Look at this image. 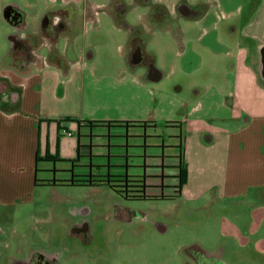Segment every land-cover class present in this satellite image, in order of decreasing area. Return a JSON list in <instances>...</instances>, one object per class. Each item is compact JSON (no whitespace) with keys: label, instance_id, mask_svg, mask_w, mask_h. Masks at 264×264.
Returning <instances> with one entry per match:
<instances>
[{"label":"crops","instance_id":"obj_1","mask_svg":"<svg viewBox=\"0 0 264 264\" xmlns=\"http://www.w3.org/2000/svg\"><path fill=\"white\" fill-rule=\"evenodd\" d=\"M248 1L136 0L152 6L149 18L161 30H166L177 15L189 21L186 41L181 35L175 38L176 47L180 46L177 56L181 70L196 73L206 69L216 76L218 60L228 61L225 80L197 85L193 100H179L174 116L161 118L169 128L179 130L175 137L177 147L182 146L187 164L186 184L180 198L190 192L193 201L212 194L213 201L223 198L253 207L248 203L251 199L264 205V0ZM38 2L33 0L31 4ZM114 2L116 12L127 11L123 0ZM70 3L84 4L85 31L89 23L95 24V28L101 24V19L89 12V7H100L89 0H46L43 8L67 9ZM5 5L0 2V84L13 94L0 99V207L32 201L37 179H47L39 178L37 169L51 172L57 168L58 163L43 162L47 157L57 156L62 161L59 164L68 167L66 161L77 158L79 144L96 147L90 137L97 135V128L79 126L77 121L148 122L156 130L159 124L148 117L152 104L163 105L168 99H176L162 93L157 97L146 79H142L143 74L137 73L135 67L142 66L143 60L133 62L131 52L139 47L140 55L146 54L141 47L142 32L129 29L124 17L117 15L116 24L130 32L118 48L130 73L135 75L101 76L99 70L86 63L94 54H86L82 49L80 59L71 61L69 58L74 57L69 55L68 45L76 35L63 38L64 50L60 48L62 39L57 41L63 63L44 57L42 63L29 64L23 70L11 66L6 47L10 26L2 17ZM83 36L86 38L85 33ZM154 69L155 78L148 73L147 82L163 80V71ZM135 111L138 112L133 116ZM76 129L77 141L73 133ZM149 129L128 134L135 140L147 137L141 142L137 140L136 145L147 146L149 149L143 151L147 155L151 147H167L163 138L154 144L152 139L161 136ZM166 150L162 156L166 157ZM90 152L100 157L94 154V148ZM147 163L146 160L144 164ZM175 164L176 161L170 165ZM235 234L238 233L234 231Z\"/></svg>","mask_w":264,"mask_h":264},{"label":"rangeland","instance_id":"obj_2","mask_svg":"<svg viewBox=\"0 0 264 264\" xmlns=\"http://www.w3.org/2000/svg\"><path fill=\"white\" fill-rule=\"evenodd\" d=\"M39 1L42 4H31L33 0H0L3 4L18 3L30 15H38L44 7L46 0ZM89 1L92 5H99L96 10L89 7V12L90 16L100 18L101 24L95 28V24L89 23L87 31L79 27L78 34L68 45L69 55L74 57L69 59H80L82 49L86 54H94V58L91 61L86 59V63L99 70L97 73L101 76L115 74L122 78L123 75H135L130 73L131 69L126 66V59L118 48L130 32L114 20L115 15L124 17L128 8L125 13L117 14L114 0ZM130 5L131 0H128L127 6ZM188 23L187 19L177 15L166 30L153 25L150 31L142 32L141 47L146 52L143 58L163 71V80L147 82L149 68L145 65L135 67L157 97L160 93L176 96L163 105L154 102L148 116L149 120L159 124L156 130L149 129V132L161 136L152 142L157 144L165 139V165L156 160L161 156V148H151L147 165L143 159L133 158L143 154L144 147H136L137 140H142L133 139L128 146L127 129L117 125L111 128V137L106 128L95 129L94 154L100 157L77 163L76 175L86 178L89 175L104 178L111 175L112 180H118L117 176L146 174L153 187L152 194H173L178 179L177 169L170 164L179 154L178 139L175 138L179 130L168 128L167 121L161 118L173 117L179 100H193L197 85L209 80L223 81L228 75V61L222 58L218 60L216 76L206 69L196 73L181 70L177 56L180 46L177 44L176 47L175 38L181 35L186 41ZM10 34L9 31L6 38L8 53L13 48L8 38ZM60 48H66L63 38ZM46 52L44 49L41 55ZM137 112H133V116ZM120 116L125 117L124 114ZM134 132H143V129L137 128L132 130ZM73 133L77 141L78 130ZM127 150L133 157L121 159L120 155L127 154ZM68 168L71 165L67 167L58 163L56 178H70L72 172L64 170ZM54 175L52 172L38 173L39 178L46 180H51ZM161 184L164 190L159 188ZM190 196L188 192L187 197L184 194L179 199L137 201L127 200L124 194H117L107 185L49 188L39 183L30 199L32 201L0 207V264L28 261L35 253L54 256L61 264H197V260L202 264L214 261L217 264H264V205L251 199L248 203L254 204L253 207H243L239 201L223 198L213 201L212 194L198 201H193ZM79 224L86 226L82 237L74 233ZM234 231L238 234L234 235ZM194 244L202 250L193 258L187 250Z\"/></svg>","mask_w":264,"mask_h":264},{"label":"flooded vegetation","instance_id":"obj_3","mask_svg":"<svg viewBox=\"0 0 264 264\" xmlns=\"http://www.w3.org/2000/svg\"><path fill=\"white\" fill-rule=\"evenodd\" d=\"M84 4L70 3L67 9H45L41 8L38 15H30L24 7L18 3L6 4L3 8L2 17L10 26L9 39L13 45L9 52V64L18 69H25L29 64H40L44 57L63 63L64 59L58 53L57 41L66 36L78 34L79 27L82 26ZM158 10H156L157 12ZM155 12V14H156ZM117 14L121 12L117 11ZM154 14V15H155ZM120 16V15H117ZM36 22V23H35ZM35 24V25H34ZM45 49L46 55H41ZM139 47L133 48L131 52L132 61L137 62L139 57L142 58V65L149 68V75L155 78V69L149 60L140 55ZM263 73H264V54H263ZM3 84V83H2ZM7 86V85H6ZM12 91L0 84V99L5 96H11ZM162 155V151H161ZM161 157V156H159ZM85 225L79 224L75 226V232L82 237L85 234ZM202 249L197 245H192L187 250V254L193 258L199 256ZM193 253L197 255L193 256ZM208 258V257H207ZM211 261V258L208 259ZM14 264H61L57 258L50 257L41 253H35L27 261H17ZM197 264L202 261L197 260ZM207 264V263H206ZM208 264H217L215 261Z\"/></svg>","mask_w":264,"mask_h":264},{"label":"trees","instance_id":"obj_4","mask_svg":"<svg viewBox=\"0 0 264 264\" xmlns=\"http://www.w3.org/2000/svg\"><path fill=\"white\" fill-rule=\"evenodd\" d=\"M69 121H72L73 119H68ZM79 126H87L88 128H98V129H104L106 128L108 132L111 130L112 127L115 126H121L127 129V142L126 144L128 145L129 140H132L133 137H130L128 134L134 129H154V126H149L148 122H142V123H135V122H93V121H77ZM153 124V123H152ZM169 128V127H168ZM111 137V134H108ZM90 138H94L91 136ZM143 137L140 140H144ZM131 143V141H130ZM129 143V145H130ZM128 145V146H129ZM142 147H144L143 151L148 150L149 148L147 146H143V143H141ZM127 146V148H129ZM95 148L94 146L90 145L88 147H84L83 145L79 144L78 146V156L77 158L73 160H68L66 163L71 165V168L66 169L65 172H72V175L70 178H65V179H58L56 178V173L58 172L57 169H53L51 172L54 173V177L51 180H38L37 179V184H41V186L44 187H49V188H54V187H74V188H93L96 186H101V185H107L109 188H111L114 192L117 194H124L125 198L127 200H137V201H146V200H172L176 198H180L182 194V189L183 186L186 184V176H187V164L185 162L182 146H178L177 149L179 150V154L177 155L176 159V164L173 166L175 169H177V175L176 178L178 179V184L173 187L174 192L173 194L170 195H165L163 192L160 194H152L151 190H153L147 179L146 174H142L140 176H132V175H126V176H117L118 180H112L111 178L113 176L108 175V177L104 178V176H94V175H89L88 178L87 176H78L75 174V167L76 164L81 162L82 158H87L89 160H94L93 154L90 152ZM111 148V146H110ZM141 148V147H139ZM152 148V147H151ZM161 148V151L166 149L167 147H157ZM127 154L121 156L120 158H127L128 160L132 157L129 154V150L126 151ZM87 155V156H86ZM162 156V155H161ZM133 158H138V159H143V162L146 163V160L150 159V156L145 154L140 155L138 157H133ZM166 157L163 155L162 157H156V160L159 161L160 164L164 166V161ZM40 163V160L38 161ZM43 162H50L52 164H57L59 162H62L57 156L55 157H47ZM146 168V165H145ZM40 171L37 169V174ZM162 185V184H161ZM161 189H165L164 185L159 187Z\"/></svg>","mask_w":264,"mask_h":264},{"label":"clouds","instance_id":"obj_5","mask_svg":"<svg viewBox=\"0 0 264 264\" xmlns=\"http://www.w3.org/2000/svg\"><path fill=\"white\" fill-rule=\"evenodd\" d=\"M128 5V0H125ZM128 11L124 16L125 22L129 29H139L141 32H148L153 26V21L150 20L151 6L141 5L136 0H131V5L127 6Z\"/></svg>","mask_w":264,"mask_h":264},{"label":"water","instance_id":"obj_6","mask_svg":"<svg viewBox=\"0 0 264 264\" xmlns=\"http://www.w3.org/2000/svg\"><path fill=\"white\" fill-rule=\"evenodd\" d=\"M184 14H191V13H184ZM264 51V50H263ZM140 54H141V52H140ZM139 59H140V61L142 60V58L141 57H139Z\"/></svg>","mask_w":264,"mask_h":264},{"label":"built area","instance_id":"obj_7","mask_svg":"<svg viewBox=\"0 0 264 264\" xmlns=\"http://www.w3.org/2000/svg\"><path fill=\"white\" fill-rule=\"evenodd\" d=\"M69 136H71V133H69Z\"/></svg>","mask_w":264,"mask_h":264}]
</instances>
